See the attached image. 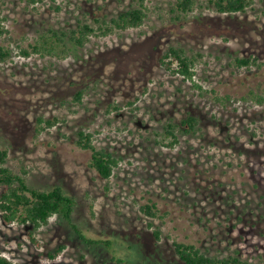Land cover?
<instances>
[{"label": "rangeland", "instance_id": "rangeland-1", "mask_svg": "<svg viewBox=\"0 0 264 264\" xmlns=\"http://www.w3.org/2000/svg\"><path fill=\"white\" fill-rule=\"evenodd\" d=\"M195 1L178 17L176 0H146L141 26L92 36L56 59L21 57L18 46L48 29L97 25L137 1L0 0L7 29L0 46L12 51L0 62L4 165L25 168L30 187L62 186L76 199L72 222L88 238L113 241L88 246L54 215L35 244L30 224L0 219V253L15 264H184L173 240L210 256L264 262V102L257 101L264 98V0L233 14ZM169 46L195 58L192 79L160 65ZM250 56L259 67L235 66L234 58ZM188 115L197 124L185 133ZM37 117L54 125L36 135ZM169 123L177 126L172 147L163 145ZM80 130L118 159L108 179L88 166L90 150L76 144ZM148 201L161 217L140 211Z\"/></svg>", "mask_w": 264, "mask_h": 264}, {"label": "trees", "instance_id": "trees-1", "mask_svg": "<svg viewBox=\"0 0 264 264\" xmlns=\"http://www.w3.org/2000/svg\"><path fill=\"white\" fill-rule=\"evenodd\" d=\"M136 1L138 3L136 7L121 11L109 19H96L97 25H91L87 22L78 23L68 32L48 29L46 32H42L34 42L28 43L27 46H18L17 54L25 58L38 55L64 59L70 54L71 47L84 46L92 36L105 37L116 31L139 27L147 16V7L145 5L146 0ZM209 2L214 5L218 12L233 14L244 12L254 0H209ZM195 3V0H176L172 10L177 12L179 17L181 13L191 12ZM3 21L4 17L0 9V35L7 32ZM11 56V49L0 46V62L6 61ZM256 60L254 56L236 57L234 64L238 68L249 67L252 64L259 67L260 64ZM159 63L166 71L184 79H192L195 75V58L187 55L182 47L169 46L160 56ZM82 94L83 90L77 92L76 101H81ZM257 101L262 103L264 98L259 97ZM181 124L185 127V133H190L195 130L197 118L188 115ZM53 125V120L37 117L36 135ZM176 128L175 124H167L166 133L170 139L165 141L163 145L172 147L178 142L175 133ZM77 135L76 144L91 152L88 166L94 169L100 177L108 179L117 166L118 159L104 149H97L93 144L92 133L80 130ZM6 157L7 150L0 149V219L4 224H30L32 229L28 232V237L35 244H39L35 238V232L48 224L52 216L58 215L66 220L68 225L88 246L101 243H105L108 247L112 246L113 241L111 240H95L86 237L82 230L72 222V214L76 205L74 196L67 194L60 185H55L47 190L30 187L26 178L27 170L21 168L17 172L4 165ZM140 211L148 217H161L159 208L152 201L140 205ZM148 225L152 226V223ZM160 234V230L153 229V235L157 240L160 238ZM64 248V244L59 245L52 253H49V256L51 258L57 257ZM173 248L178 259L184 264H251L236 255L223 257L207 255L195 244L189 242L173 240ZM112 259L118 263H128V260L120 257L113 256ZM0 264L15 263L0 253ZM258 264H264V262Z\"/></svg>", "mask_w": 264, "mask_h": 264}]
</instances>
